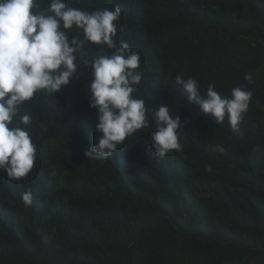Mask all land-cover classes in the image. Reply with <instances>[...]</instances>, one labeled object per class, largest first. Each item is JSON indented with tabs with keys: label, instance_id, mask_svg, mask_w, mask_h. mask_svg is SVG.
<instances>
[{
	"label": "trees",
	"instance_id": "obj_1",
	"mask_svg": "<svg viewBox=\"0 0 264 264\" xmlns=\"http://www.w3.org/2000/svg\"><path fill=\"white\" fill-rule=\"evenodd\" d=\"M50 2L36 0L39 8L33 11H46ZM260 2L65 0L87 12L119 6L113 39L139 53L142 69L156 59L140 50L143 39L160 42V57L169 63L157 68L165 84L155 91L159 73L143 72L142 77L146 72L152 77L144 81L148 90L159 94L145 107L153 116L164 104L171 116L180 117L182 147L159 157L150 138L140 134L131 137L121 162L70 161L74 179L91 171L79 187L85 198L69 180L66 209L53 215L55 220L66 213L65 220L35 233L21 208L24 192L13 191L1 172L7 191L0 186V264H264V15L252 8ZM68 32L70 40L80 42L75 53L80 72L74 73L80 108L68 110L59 124L70 133L60 144L73 151L86 146L97 110L89 107L90 93L80 81L83 72L90 73L83 61L90 62L91 42L82 30ZM177 75L202 77L225 93L235 87L250 90L244 121L235 130L226 119L215 123L188 100ZM152 160L174 162L179 175L163 174L166 166ZM31 184L42 192L40 176Z\"/></svg>",
	"mask_w": 264,
	"mask_h": 264
},
{
	"label": "clouds",
	"instance_id": "obj_2",
	"mask_svg": "<svg viewBox=\"0 0 264 264\" xmlns=\"http://www.w3.org/2000/svg\"><path fill=\"white\" fill-rule=\"evenodd\" d=\"M36 8V0H0V173H6L13 191L24 192L21 208L29 218L32 233L64 221L66 213L55 220L53 215L66 209L69 180L79 188L86 176H92L89 171L74 179L67 169L70 161L80 160L90 166L121 162L127 159L125 152L131 137L140 134L150 138L155 155L164 157L172 150H181L177 131L183 128L180 117L171 116L167 105L161 104L153 116L147 112L145 106L156 102L159 94L148 90L144 81L152 77L147 72L144 77L142 74L152 68L159 73L161 79L155 90L159 92L165 82L157 68L169 63L160 57V42L153 38L149 44L143 39L142 49L149 55L140 49L147 58H156L147 69H142V57L127 42L113 39L117 34L114 22L121 14L119 6L87 12L69 7L65 0H51L46 11H33ZM252 8L264 15V3ZM73 27L82 30L84 40L101 46L88 44L90 62H83L90 67V73L83 72L80 79L90 93L89 107L97 110V120L86 146L79 145L83 149L74 147L71 151L60 144L70 133L59 120L68 110L80 108L74 92V73L79 70L75 53L80 42L68 36ZM175 79L188 93V100L195 101L199 112L210 114L215 123L226 119L235 130L241 119L244 121L252 99L250 90L235 87L230 94L214 84L208 85L202 77L177 75ZM140 81L148 97L139 90ZM152 161L166 166L163 174L179 175L174 162ZM35 176L41 177L40 194L31 184ZM0 186L7 191L5 185ZM79 193L85 198L80 188ZM43 219L46 220L41 223Z\"/></svg>",
	"mask_w": 264,
	"mask_h": 264
}]
</instances>
